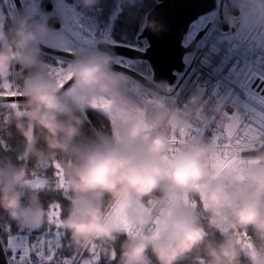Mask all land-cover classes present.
I'll list each match as a JSON object with an SVG mask.
<instances>
[{"label": "clouds", "instance_id": "1", "mask_svg": "<svg viewBox=\"0 0 264 264\" xmlns=\"http://www.w3.org/2000/svg\"><path fill=\"white\" fill-rule=\"evenodd\" d=\"M80 2L91 7L99 0ZM230 3L234 15L229 23L245 33L258 29L256 42L264 47V0ZM141 24L153 30L159 27L151 20ZM48 32L44 24L21 14L0 42V80L9 82L10 75L19 79L20 72H12L17 66L28 73L19 88L24 98L21 114L8 108L3 117L22 137L21 155L34 159L40 168L53 161L62 166L69 196L62 228L73 249L95 245L100 255L112 260L114 245L123 235L117 264H242V253L250 264H264V151L251 157L260 163L248 171L243 183L227 172L210 180L211 144L196 137L168 152L167 123L173 111L164 105L150 109L146 117L133 114L120 121L116 133L111 127L86 135L82 115L61 94L56 78L37 67ZM112 65L111 53L98 49L82 51L70 61L65 71L71 73L70 87L80 103L91 105L94 99L106 98L114 107L136 106L124 95L125 75ZM190 100L189 113L204 122L205 103L196 95ZM189 113L177 117V127L187 122ZM217 116L220 129L229 116L219 109ZM41 142L43 148L38 147ZM27 180L23 166L0 160V210L17 227L39 230L49 223L48 208ZM42 189L55 191L56 186L45 179ZM185 197L197 206L186 204ZM118 212L132 235L118 224ZM249 229L252 249L246 251L237 233L249 234ZM217 232L222 233L220 239Z\"/></svg>", "mask_w": 264, "mask_h": 264}, {"label": "built area", "instance_id": "2", "mask_svg": "<svg viewBox=\"0 0 264 264\" xmlns=\"http://www.w3.org/2000/svg\"><path fill=\"white\" fill-rule=\"evenodd\" d=\"M219 5L220 0H217V6ZM54 6L52 1H49V6L40 2L33 17L48 28L50 26L53 29L49 28L51 31H62L59 21L55 25L56 18L49 19L50 9ZM221 9L222 20L219 19L218 11L214 10L190 25L182 45H189L199 33L201 37L194 48L183 56V69L180 73H175L173 84H157L161 93L125 75L124 95L137 107L146 108V115L150 114V109L155 105H146L145 101H160L170 111L185 115L191 107L190 97H199L205 103V121L194 119L190 113L185 119L193 129L202 130L200 133L193 131L192 135L208 144L211 143L213 134L219 130L216 126L217 109L226 112L228 116L236 117L242 125H251L258 129L264 125V47L258 46L256 42L260 35L259 30L245 33L229 23V17L234 15L230 0L223 1ZM201 19L203 22L197 25ZM54 42L64 47L67 40L55 39ZM132 47L143 51L147 43L142 41L141 45ZM123 60L125 59L116 57L113 58V63L129 67ZM140 74L151 81V73ZM133 85L136 86L135 89ZM13 87L16 89L14 83ZM72 105L88 108L81 103ZM248 232V239L251 240V230ZM47 241L48 238H42L38 242L28 240L27 237L22 240L11 238L3 246L6 264H48L53 257L47 256ZM83 252L84 250L77 251L71 257H63L58 264H77Z\"/></svg>", "mask_w": 264, "mask_h": 264}, {"label": "trees", "instance_id": "3", "mask_svg": "<svg viewBox=\"0 0 264 264\" xmlns=\"http://www.w3.org/2000/svg\"><path fill=\"white\" fill-rule=\"evenodd\" d=\"M117 1L118 0H99L96 5L85 7V9L90 8L91 17L93 19L92 22L98 23L99 21H102L105 25L111 22L110 37L114 43H127L124 45L129 46L141 45L142 41H136L135 38L140 31L141 21L144 20L146 14L153 7L155 0H141V3H130L126 0L117 3ZM65 2L71 4L74 0H65ZM117 9H119L118 12H116ZM86 12L88 14L87 10ZM105 25H102L101 27L104 28ZM10 28L11 26L9 23L5 21L2 27V34H0V42H2L3 39H6V33ZM44 62L56 65L54 57L41 52L40 63L44 64ZM144 64L146 66L145 75H149L151 72L147 64L145 62ZM37 67L42 68L40 64ZM17 71L20 72V78L18 79L15 76V83L16 89L19 90L23 82V77L28 73L23 69H19V66L16 67L15 72ZM10 78H12V75L8 77V81ZM3 82V80H0V84ZM2 90L3 89H0V91ZM8 108L10 107H7V105H0V160H8L17 166H23L26 169L28 179L34 178L32 173L35 172L36 177L50 179L51 183L56 186V170L52 166V162H49L46 167L40 168L35 165L34 159L26 158L21 155L23 150L22 137L16 132L14 125L9 121H6L3 117V111ZM75 108L78 113L82 115L86 135L90 134L91 130L94 129L109 131L112 127L111 121L95 109L81 107ZM38 147L43 148V143L41 142L38 144ZM252 151L258 153L264 151V148L258 147L257 149L246 151V153ZM35 191L39 195L41 203L45 208H49V205L53 203H59L62 207L61 217L67 214L66 210L69 205V196H66L63 190L56 187L55 191H48L45 189H38ZM221 236L222 233H216V239H220ZM13 237L15 240H22L27 237L28 240L31 241L47 237L49 239V241L45 242L47 246V254L53 257V260L49 261L48 264H58L61 258L71 257L77 252L72 247L70 235L62 227L57 228L56 225L48 223L39 230L19 228L15 221L9 217L8 213L0 210V264H6L3 246L5 247ZM123 239L124 236L122 235L120 241ZM120 241H117L116 245H114L115 257H118ZM189 260H191V257H189ZM85 261H93V255L89 250H84L82 257L77 264H84ZM241 261L242 264H250L249 257L246 253H242ZM94 264H117V262L115 258L109 260L107 256L99 254V260L95 261Z\"/></svg>", "mask_w": 264, "mask_h": 264}, {"label": "water", "instance_id": "4", "mask_svg": "<svg viewBox=\"0 0 264 264\" xmlns=\"http://www.w3.org/2000/svg\"><path fill=\"white\" fill-rule=\"evenodd\" d=\"M12 1L17 15L26 14L20 0ZM223 1L225 0H220V5L217 6V0H155V4L146 14L144 20L155 21L159 26L158 29L153 30L143 27L141 24L140 31L135 38L136 41L147 43V47L143 51L129 45L95 41L83 37L72 27L67 12L61 3H57L50 9L49 19L56 18L55 25L60 20L62 22L60 29L82 47L108 51L113 58L119 57L129 61L145 62L151 72V81L129 67L114 63L112 67L115 71L132 77L143 86L161 93L157 84H173L176 78L175 73H180L183 69V56L194 48L196 41L201 37V33H199L189 45H182L190 25L198 18L214 10L218 11L219 19L222 20L221 5ZM43 2L49 6V0H42L41 4ZM32 18L35 19V17ZM41 52L68 61L77 55L46 46L43 43L41 44ZM69 87L70 82L61 89V94ZM23 99L22 96L3 98L0 100V105L12 102L22 103Z\"/></svg>", "mask_w": 264, "mask_h": 264}, {"label": "snow or ice", "instance_id": "5", "mask_svg": "<svg viewBox=\"0 0 264 264\" xmlns=\"http://www.w3.org/2000/svg\"><path fill=\"white\" fill-rule=\"evenodd\" d=\"M57 80V85L61 89L64 88L66 84L71 80V73L66 72L63 68H56L49 73ZM0 97H16L21 96L22 94L18 89H14L10 82H3L0 84ZM69 95L80 102L74 95V90H69ZM145 104H154L157 107H163V104L160 101H145ZM81 105H83L81 103ZM12 109H15L17 115H20V107L16 102H12L7 105ZM91 107L100 109L106 112L111 118V125L113 132L116 133L118 123L120 121L126 120L133 114H139L143 117H146V108H140L137 106L129 107L127 104H124L120 107H114L113 103L106 98L94 99L91 102ZM180 116L178 112H173L168 120L167 129L169 131V153H174L178 150L180 145L188 143L190 140L196 138L193 136L192 132L200 133L202 130L193 129L192 126L186 122L181 127H177V117ZM151 126L146 127V132H150ZM118 136V134H117ZM211 146L213 151L210 154L212 160L211 170H210V180H214L219 177L221 174L227 172L232 175L233 179L237 183H243L247 178L248 171L260 163L258 159L253 158H244L242 153L248 150H254L257 146L264 148V125L258 129L251 125H242L239 119L234 116L228 117V123H226L222 128L217 130L211 140ZM52 166L55 168L57 184L56 187L64 191L67 196V187L66 182L63 176V168L59 162L53 161ZM32 176L35 179L27 180L26 183L29 184L34 190L41 189L44 186V180L36 177L35 172L32 173ZM185 203L191 204L192 207H196L195 201H189L185 197ZM62 207L59 203H53L49 205L48 208V217L49 224L56 225L57 228L62 227ZM117 222L121 228L128 232L129 235L133 234L131 226L128 224L126 218L122 212L116 213ZM160 221L157 219L155 221V230L159 231ZM223 231H226L223 230ZM238 242L241 243L242 247L247 251L252 249V244L248 239V233L242 232L237 233ZM89 251L93 255V261H85L84 264H94L95 261L99 260V253L96 251V246L93 245ZM27 254V253H25ZM254 255V253H253ZM115 258V251H113V259ZM23 259V257H22ZM67 264V262H66ZM203 264V262H201Z\"/></svg>", "mask_w": 264, "mask_h": 264}, {"label": "rangeland", "instance_id": "6", "mask_svg": "<svg viewBox=\"0 0 264 264\" xmlns=\"http://www.w3.org/2000/svg\"><path fill=\"white\" fill-rule=\"evenodd\" d=\"M21 4L25 10V13L31 17L34 16L36 9L40 6V2L42 0H20ZM52 1V3L54 5H56L57 3H61L63 5V7L65 8L67 15L69 17V20L71 22L72 27L79 33L81 34L83 37L91 39V40H95V41H108V42H113V40L110 37V27H111V22H109L108 24L105 25V23H103L102 21H99L98 23L92 22L93 19L91 17V13H90V8L85 9V6L82 5V3L80 2V0H74L73 3L69 4L67 2H65V0H49ZM124 0H118L117 3L119 2H123ZM127 2L130 3H141V0H126ZM46 3V2H43ZM86 10L88 11V14L86 12ZM119 9H117L116 12H118ZM17 13L13 4L12 0H0V34H2V27L5 23V21H7L9 23V25L12 27L13 26V21L14 19L17 17ZM203 22V20L201 19V21L199 22L200 25ZM104 26V28H102L101 26ZM47 27V26H46ZM48 28V27H47ZM49 29V28H48ZM102 29V34L99 36L100 38H97V35L99 34L100 30ZM98 33V34H97ZM97 34V35H96ZM55 39H64L65 41L67 40L66 44L64 47H61L59 45L58 42H54ZM43 44H45L46 46L52 47V48H56V49H60L63 51H67V52H75L76 54H79L82 51L85 50H89L86 49L84 47L79 46L77 43H75L70 37H68L65 33H63L62 31H51L49 30L47 36L45 37L44 41L42 42ZM127 44V43H124ZM134 46V45H131ZM53 57V56H52ZM56 65H52L49 64L47 62H44V64L39 63L43 70L49 74L50 72H52L54 69L56 68H63L66 69L68 64L70 63V61L62 59V58H58V57H54ZM123 62L129 66L131 69L146 74V66L144 64V62L142 61H129V60H123ZM16 67L12 69V72L15 73ZM9 82L12 84H15L16 86V79L15 76L12 75V78H10ZM14 88V87H13ZM71 89V87H69L62 95L66 98L69 99L70 103H77L80 104V102H77L73 96L69 95V90ZM19 104V107H22V103L20 102H16ZM10 103H4L1 105H8ZM88 108H92L95 109L96 111L100 112L101 114H103L104 116H106L110 121L111 118L110 116L97 108H93L91 107V105H88ZM244 152L242 153V156L244 158H251L253 156H255L257 153L256 152ZM42 180H45L44 178L38 177ZM32 179H35L32 178ZM31 180V179H29ZM42 189V188H41Z\"/></svg>", "mask_w": 264, "mask_h": 264}, {"label": "flooded vegetation", "instance_id": "7", "mask_svg": "<svg viewBox=\"0 0 264 264\" xmlns=\"http://www.w3.org/2000/svg\"><path fill=\"white\" fill-rule=\"evenodd\" d=\"M98 34V33H97ZM96 34V35H97ZM102 34V29L100 30L99 34L97 35V38H100L99 36Z\"/></svg>", "mask_w": 264, "mask_h": 264}, {"label": "crops", "instance_id": "8", "mask_svg": "<svg viewBox=\"0 0 264 264\" xmlns=\"http://www.w3.org/2000/svg\"><path fill=\"white\" fill-rule=\"evenodd\" d=\"M42 238H47V237H42ZM41 239H39V240H41ZM39 240H36V241L38 242ZM47 256H48V258H51V256L49 254H47Z\"/></svg>", "mask_w": 264, "mask_h": 264}, {"label": "bare ground", "instance_id": "9", "mask_svg": "<svg viewBox=\"0 0 264 264\" xmlns=\"http://www.w3.org/2000/svg\"><path fill=\"white\" fill-rule=\"evenodd\" d=\"M49 28H50L51 30H53L50 26H49Z\"/></svg>", "mask_w": 264, "mask_h": 264}]
</instances>
